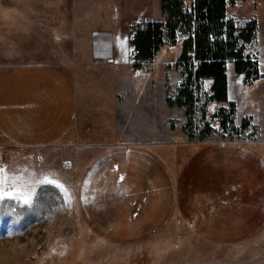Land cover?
<instances>
[{"label": "crops", "instance_id": "1", "mask_svg": "<svg viewBox=\"0 0 264 264\" xmlns=\"http://www.w3.org/2000/svg\"><path fill=\"white\" fill-rule=\"evenodd\" d=\"M229 2L228 18L257 20L258 42L257 0L247 19L238 14L245 3ZM165 19L160 0H0V144L44 154L39 178L65 184L81 243L90 232L134 242L169 219L173 238L223 246L257 240L264 234V143L189 140L184 132L164 141L151 119L157 106L146 65L165 49L179 56L183 40L163 45L134 76L131 39L137 26ZM98 30L110 35L104 49L112 64L92 61L91 32ZM226 74L236 124L250 116L264 121V80L246 84L234 62ZM135 114L144 121L133 122L127 136ZM36 161L24 165L28 180L39 179Z\"/></svg>", "mask_w": 264, "mask_h": 264}, {"label": "rangeland", "instance_id": "2", "mask_svg": "<svg viewBox=\"0 0 264 264\" xmlns=\"http://www.w3.org/2000/svg\"><path fill=\"white\" fill-rule=\"evenodd\" d=\"M237 3H245L238 13L239 18L247 19L253 16L254 0H234V4ZM257 13L259 41L249 45L248 49L255 56L259 54L261 58L259 71L263 73L264 0H257ZM91 33L92 61L96 64L102 61L112 64L111 51L104 49L110 35L104 30ZM177 58L178 54L174 48L165 49L159 54V58L147 64L145 69L149 74V91L155 96L157 106L153 116L151 113V119L155 121L160 139L164 141L170 134L183 132L185 119L183 110L179 107L170 109L162 101L166 91L172 97L175 96L182 80L180 69L174 66ZM257 80H264V77ZM255 81L249 84L252 85ZM208 84L209 82L205 80V89ZM202 100L204 101V98ZM210 104L207 107L209 120L217 126L213 137L229 138V133L222 131L219 120L212 116V113L219 109V104L215 102ZM135 115L130 118L127 136L133 135L130 133L133 122L144 121L141 118L144 114ZM195 119L203 126L200 112ZM263 124L264 121L256 124L252 122L247 130L235 138L264 143ZM43 155L0 144V166L9 173H22L24 177L28 173L24 165L31 159L33 161L36 159L34 175L39 178ZM28 174L30 175V172ZM37 202L42 207L27 209L15 201L0 202V264H264V234H260L257 240L249 243L224 246L205 243L196 238L178 239L173 238V224L169 219L162 228L147 238L134 242L110 243L102 241L89 231L85 239L89 243L84 244L76 238L78 229L73 206L65 203L57 189L50 185L41 186L37 191ZM17 216L20 217L19 220L16 219ZM9 228L17 234L8 236L6 233Z\"/></svg>", "mask_w": 264, "mask_h": 264}, {"label": "trees", "instance_id": "3", "mask_svg": "<svg viewBox=\"0 0 264 264\" xmlns=\"http://www.w3.org/2000/svg\"><path fill=\"white\" fill-rule=\"evenodd\" d=\"M160 1L165 21H150L134 30L131 43L135 69L152 61L163 45L173 46L182 39V51L174 63L182 80L174 97L167 92L166 104L183 108V132L189 140L203 141L216 133L212 121L207 119V107L212 102H227L228 106H220L214 118L220 120L222 131L235 139L251 126L253 118L244 117L236 124V103L228 100L227 64L234 62L235 72L244 74L248 84L260 77L259 59L248 49L257 40V20L240 24L228 18L229 0ZM206 79H212L210 90L204 87ZM198 112L203 126L195 119Z\"/></svg>", "mask_w": 264, "mask_h": 264}, {"label": "snow or ice", "instance_id": "4", "mask_svg": "<svg viewBox=\"0 0 264 264\" xmlns=\"http://www.w3.org/2000/svg\"><path fill=\"white\" fill-rule=\"evenodd\" d=\"M122 179V178H121ZM88 181H85L87 184ZM42 185H50L58 190L61 198L65 203L70 202V195L65 184L49 175H43L39 179L28 180L22 173H9L7 170L0 166V202L15 201L18 205L27 209L34 207H42L37 202V191ZM85 200V197H81ZM19 216L16 217L19 220ZM8 236L15 235L11 228L8 229Z\"/></svg>", "mask_w": 264, "mask_h": 264}, {"label": "built area", "instance_id": "5", "mask_svg": "<svg viewBox=\"0 0 264 264\" xmlns=\"http://www.w3.org/2000/svg\"><path fill=\"white\" fill-rule=\"evenodd\" d=\"M132 73L134 76H137L139 74V69H134Z\"/></svg>", "mask_w": 264, "mask_h": 264}, {"label": "water", "instance_id": "6", "mask_svg": "<svg viewBox=\"0 0 264 264\" xmlns=\"http://www.w3.org/2000/svg\"><path fill=\"white\" fill-rule=\"evenodd\" d=\"M264 77V73L260 75V78H263Z\"/></svg>", "mask_w": 264, "mask_h": 264}]
</instances>
